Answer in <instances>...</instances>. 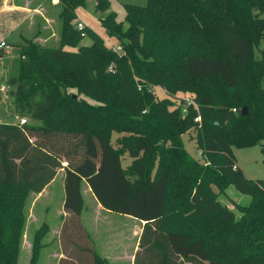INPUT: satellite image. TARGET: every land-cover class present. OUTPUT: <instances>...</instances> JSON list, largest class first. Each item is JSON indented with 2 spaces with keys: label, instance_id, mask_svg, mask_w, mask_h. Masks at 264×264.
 <instances>
[{
  "label": "trees",
  "instance_id": "trees-1",
  "mask_svg": "<svg viewBox=\"0 0 264 264\" xmlns=\"http://www.w3.org/2000/svg\"><path fill=\"white\" fill-rule=\"evenodd\" d=\"M95 1L96 11L109 9V0ZM58 2L61 45L77 50L29 43L7 81L17 116L39 124L0 123V264H17L26 196L59 170L66 216L58 264H108L81 223L82 182L103 209L144 223L134 264H264V180L247 179L232 153L264 141V52L254 58L264 0L126 5L123 21L115 12L98 19L122 53L72 26L84 0ZM83 37L91 44L78 47ZM208 80L220 89L194 87ZM154 87L168 97L156 99ZM177 92L193 94L184 114L171 100ZM191 129L205 162L184 149ZM228 187L250 198L236 205L239 217L220 201Z\"/></svg>",
  "mask_w": 264,
  "mask_h": 264
},
{
  "label": "rangeland",
  "instance_id": "rangeland-1",
  "mask_svg": "<svg viewBox=\"0 0 264 264\" xmlns=\"http://www.w3.org/2000/svg\"><path fill=\"white\" fill-rule=\"evenodd\" d=\"M42 2H45V0H42ZM110 6L109 9L104 12L100 13L95 10L96 1L95 0H84V4L77 9L79 13V18L76 15V18L72 21V26L78 30V24H82L83 27L89 28L93 30L95 33H97L105 42V45L108 49L116 50L119 46L120 50L119 53H122L121 51L122 47L116 39L107 36L104 29L99 25L98 19L101 17H105L110 12H115L116 14V21L121 22L124 20L125 17V6L126 5H132L136 7H145L147 5L148 0H109ZM50 0H46L45 4V12L46 17L50 20H48V27L43 29V26L38 27L37 31L34 35V38L32 39H17L14 40L15 42L11 43L12 48L9 50V54L4 57L2 60V63L4 64L3 69H8V73L6 76V84L8 85L7 81L11 77H15L17 75V67L18 62L20 59V52L21 50H26L30 44L36 45L39 48L45 49V50H52V49H64V50H72L75 51L77 48H71L67 46H62L60 41V34H61V20H60V13L62 12L61 5L59 6L60 9H53L51 6ZM59 10V11H58ZM76 12V11H75ZM124 27L126 28L127 25L124 23ZM88 30V29H86ZM79 31V30H78ZM85 33V32H84ZM41 39L40 40H38ZM126 38V37H124ZM37 39V40H36ZM125 42H127V39H124ZM91 44V41L88 37H83L81 42L79 43L78 47L80 46H89ZM262 52H264V39H262L258 46L254 48V58H261ZM9 86V85H8ZM194 87H202L207 88L211 90H219L220 86L216 81L208 80V81H200L195 82ZM219 88V89H216ZM11 90H15V88H11ZM152 92L155 95V98L158 100H161L163 98L168 97L165 93V91L160 87H154L152 88ZM8 93V92H7ZM176 97L171 98L174 107L180 108L181 112L184 114L185 109L187 106L192 104L193 94H190L189 92H177L175 94ZM9 103V114L5 117L8 122L13 121L17 122L19 124V121L21 120L20 117L17 116L14 110V103L13 99L8 101ZM16 115V116H15ZM28 125H38V122H33L28 120ZM64 128L69 127L67 124L62 125ZM118 135H113L112 139L115 140V138ZM195 136V130L191 129L188 133L184 134L182 136V141L184 145L185 151L188 153V155L198 160L199 162H205V158L201 155V152L196 149L195 141L193 140ZM120 137V136H119ZM262 148H264V141L261 144H257L252 147L248 148H232V153L235 158L236 165L238 168L243 172L245 177L250 180H264V154L262 152ZM131 161L128 158H124L121 165L122 168L125 169L130 165ZM60 171V170H59ZM58 171V172H59ZM57 172V173H58ZM59 179L56 181V186L58 185ZM84 183V182H82ZM57 193L52 194V197H48V199L42 200L38 205H34V201H29V194L26 196V200L23 207V217H24V227L22 229V232L20 233V243H19V254H18V262L17 264H30L31 256H32V246L36 237V232L39 228L35 224V220H39L40 216L42 217V213L46 215V217H42V223L45 222L49 212V222L52 225V231L49 228V224H44V227H46L45 233L42 236V238L39 241L40 250L38 253V258L36 263L37 264H49L50 254L54 253L56 251L55 247L57 246L58 241L57 238L55 239V229L56 226V220L58 219V213L60 211H63V205L65 200L64 198L60 196L59 190H55ZM227 196L229 198L226 199L223 196H220V201L229 209L233 210L236 213V216L239 217V214L237 210L235 209L236 205H245L249 202L250 198L248 196H244L240 193H238L233 187H228L226 190ZM83 198L86 207L90 210L89 214L92 216V212L95 210V205L92 202L90 196L86 191L84 190ZM33 210V213H35V217H31L28 210ZM35 218V219H34ZM65 217H62V223L63 219ZM102 225L106 226L108 229L113 230V234L115 233V230H119V232L124 231L123 224L121 222H118V220H115L111 217L102 216L101 218ZM29 221V223H28ZM26 222L28 223V226H26ZM40 222V223H41ZM41 223V224H42ZM43 226V225H42ZM95 227V226H94ZM38 228V229H37ZM37 229V230H36ZM41 229V228H40ZM39 229V230H40ZM61 229V228H60ZM54 230V231H53ZM116 232L120 235V238L117 234L115 238H117L118 242H120V245L124 243V248L126 250H129L132 247V243L124 242V236ZM60 235V233H59ZM58 250H60V241L58 242ZM62 257V255H61ZM59 261V260H58ZM48 262V263H47ZM58 264V262H57Z\"/></svg>",
  "mask_w": 264,
  "mask_h": 264
},
{
  "label": "crops",
  "instance_id": "crops-1",
  "mask_svg": "<svg viewBox=\"0 0 264 264\" xmlns=\"http://www.w3.org/2000/svg\"><path fill=\"white\" fill-rule=\"evenodd\" d=\"M52 3L51 6L53 9L57 10L60 9V4L58 0H50ZM45 2L42 0H0V43H4L5 46L0 48V123L1 124H18L17 122L10 121L8 122L5 117L9 114V100L10 98V91L11 88L6 84V76L8 73V69H3L4 64L2 60L6 55L9 54V50L12 48L14 40L17 39H32L37 31L38 27L43 26L47 28L48 26V19L46 17L45 12ZM59 11V10H58ZM76 15L79 16V13L76 9ZM79 18V17H78ZM37 40V39H36ZM41 41V39L38 38ZM8 92V93H7ZM16 116V115H15ZM59 179L58 185L56 186V181ZM59 190L60 196L64 198V171L60 170L53 181H51L41 193L29 194V201H34V205H38L42 200L48 199V197H52L54 193H57L55 190ZM84 190L90 196L92 202L95 205V210L91 214H89L90 210L86 207L83 193ZM80 192L84 202V209L81 212V223L86 229L87 233L90 236V239L93 243V246L99 255V257L106 261L108 264H134V257L138 250L140 236L144 227V223L140 222L134 218L118 215L111 213L105 209H103L98 201L93 196L90 188L86 183H82L80 187ZM31 217H35V213L33 210H28ZM32 211V212H31ZM31 212V213H30ZM51 212V211H50ZM49 212V214H50ZM48 214V216H49ZM46 217L45 214L42 213V217ZM46 218L45 222L42 223V217L40 216L39 220H35L36 226L39 228L44 226V224H49V228L52 231V225L50 224L48 217ZM64 211H60L58 213V219L56 220L55 229V239L57 238L60 233V228L62 225V217H65ZM106 216L111 217L118 222H121L124 227V231L119 232V230H115L114 234H117L120 238V235L116 232L121 233L124 236V242L132 243V247L129 250L123 249L124 243L120 245L118 242L116 235L113 234L112 229L106 228V226L102 225L101 217ZM35 219V218H34ZM42 224H41V223ZM29 223V221H28ZM26 222V226H28ZM95 226V227H94ZM37 228V229H38ZM39 228V229H40ZM36 229V230H37ZM38 229V230H39ZM59 242V241H58ZM58 242L57 246L55 247L56 251L50 254L52 259L48 260L49 264H57L58 260L61 258L60 250H58ZM48 263V262H47Z\"/></svg>",
  "mask_w": 264,
  "mask_h": 264
},
{
  "label": "built area",
  "instance_id": "built-area-1",
  "mask_svg": "<svg viewBox=\"0 0 264 264\" xmlns=\"http://www.w3.org/2000/svg\"><path fill=\"white\" fill-rule=\"evenodd\" d=\"M83 28V26H82V24H78V30H81ZM5 46V44L4 43H0V48H3ZM120 50V48L118 47L116 50H114V51H116V52H118ZM195 122H199L200 121V118L199 117H197L195 120H194ZM19 124L20 125H25V124H27V121L25 120V119H21L20 121H19Z\"/></svg>",
  "mask_w": 264,
  "mask_h": 264
},
{
  "label": "water",
  "instance_id": "water-1",
  "mask_svg": "<svg viewBox=\"0 0 264 264\" xmlns=\"http://www.w3.org/2000/svg\"><path fill=\"white\" fill-rule=\"evenodd\" d=\"M247 114V109L244 107L242 108V115H246Z\"/></svg>",
  "mask_w": 264,
  "mask_h": 264
}]
</instances>
